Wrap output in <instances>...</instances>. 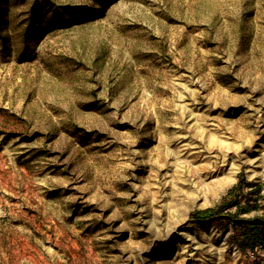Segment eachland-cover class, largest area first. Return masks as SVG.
Instances as JSON below:
<instances>
[{
    "label": "rangeland",
    "instance_id": "obj_1",
    "mask_svg": "<svg viewBox=\"0 0 264 264\" xmlns=\"http://www.w3.org/2000/svg\"><path fill=\"white\" fill-rule=\"evenodd\" d=\"M230 215L264 218V0H0V264H264Z\"/></svg>",
    "mask_w": 264,
    "mask_h": 264
},
{
    "label": "trees",
    "instance_id": "obj_2",
    "mask_svg": "<svg viewBox=\"0 0 264 264\" xmlns=\"http://www.w3.org/2000/svg\"><path fill=\"white\" fill-rule=\"evenodd\" d=\"M238 188L237 186H234L230 189V193L236 190ZM226 215H223L222 209H216V208H207L204 210L198 211V220L201 221H208V220H214V219H221L225 217ZM229 218H234V215H230ZM239 224H245L247 223L249 225V228L253 233H251V238H249L246 242V246L254 249L257 245L264 244V231L261 229L259 231L260 227L264 228V218L262 217H252V218H245V217H237L236 219H233Z\"/></svg>",
    "mask_w": 264,
    "mask_h": 264
},
{
    "label": "bare ground",
    "instance_id": "obj_3",
    "mask_svg": "<svg viewBox=\"0 0 264 264\" xmlns=\"http://www.w3.org/2000/svg\"><path fill=\"white\" fill-rule=\"evenodd\" d=\"M231 183L232 178L222 181L220 185L214 189L213 194L216 196L221 195Z\"/></svg>",
    "mask_w": 264,
    "mask_h": 264
}]
</instances>
